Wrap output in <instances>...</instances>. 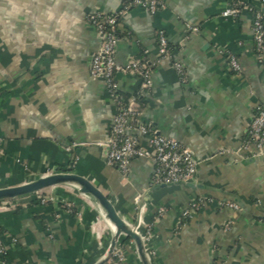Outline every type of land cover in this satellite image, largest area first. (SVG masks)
Returning <instances> with one entry per match:
<instances>
[{"label": "crops", "instance_id": "crops-1", "mask_svg": "<svg viewBox=\"0 0 264 264\" xmlns=\"http://www.w3.org/2000/svg\"><path fill=\"white\" fill-rule=\"evenodd\" d=\"M162 1L166 8L155 15L134 8L119 19L116 61L142 57L153 65L142 119L194 152L193 184L200 187L152 186L150 158L134 159L126 176L106 162L100 144L110 140L116 106L90 73L100 39L87 16L120 11L124 0H0V189L72 169L106 192L130 226L139 216L153 224V264H209L211 246L214 264H264V162L241 166L234 154L264 105V51L260 61L252 14L224 18L228 0ZM160 30L178 48L174 59L186 82L173 61L159 57ZM223 51L237 57L241 73L231 71ZM117 80L125 96L141 88L135 74ZM42 196L46 204L32 203V196L0 203L9 264H114L103 261L116 230L98 202L74 185ZM204 197L240 209L206 204L183 220V209ZM119 244L123 264H141L132 241Z\"/></svg>", "mask_w": 264, "mask_h": 264}, {"label": "built area", "instance_id": "built-area-1", "mask_svg": "<svg viewBox=\"0 0 264 264\" xmlns=\"http://www.w3.org/2000/svg\"><path fill=\"white\" fill-rule=\"evenodd\" d=\"M226 8L222 11L224 18H238L243 10L251 12L253 17V40L254 50L260 61L264 51V0H257L258 11L253 5L245 1L228 0ZM142 8L155 15L166 8L162 0H124L123 9L111 13L95 11L87 16V21L96 29L100 46L93 55L90 66L92 78H101L107 88L110 98L115 103L116 112L111 124V136L109 142L100 144L106 146L105 159L109 166L117 168L123 175H128L134 159L150 158L154 162L152 186L176 185L179 183H194L197 180L198 163L194 152L187 146L174 138L166 137L159 133L150 123L145 122L142 117L147 104L144 102L142 92L152 87L153 65L145 58H131L126 65H120L116 61L117 46L121 40L118 31V21L131 9ZM193 31L197 28L190 27ZM158 54L161 59L173 61V67L182 82L187 81V72L179 60H175L170 50V43L163 30L157 33ZM226 55L232 72H242L237 57L231 53L221 52ZM135 74L141 79V88L137 94L126 98L120 91L117 76ZM135 122V123H134ZM143 140L149 148H145ZM236 157L247 159L264 155V105L257 108L252 121L245 133L241 146L234 152ZM42 204L47 199L37 193ZM18 200V199H17ZM16 201V200H13ZM12 201H4L9 204ZM216 203L220 208L238 211L240 206L234 201L218 200L212 197L194 199L188 207L183 209L182 218L188 221L206 204ZM163 211L159 214L162 215ZM234 221H229L225 229H230ZM138 233L143 241L148 257L152 262V252L149 244L153 234V224L146 223L141 216L136 225ZM7 255L3 234L0 230V264H9L5 260ZM110 260L114 264H123L126 260V249L124 245L117 244L112 252ZM153 264V262H152Z\"/></svg>", "mask_w": 264, "mask_h": 264}, {"label": "water", "instance_id": "water-1", "mask_svg": "<svg viewBox=\"0 0 264 264\" xmlns=\"http://www.w3.org/2000/svg\"><path fill=\"white\" fill-rule=\"evenodd\" d=\"M250 5H254L252 0H248ZM264 13V9H261ZM76 144H79L77 142ZM74 143H70L68 147H72ZM264 162V155L241 159L237 164L241 166H247L252 163ZM60 185H74L78 187L83 193L92 196L96 202L100 204V206L104 209L106 213V217L109 220V223L116 230V237L112 242L109 251L107 253L106 258L103 262L110 259L113 250L116 245L122 240L127 239L132 241L138 252V256L141 260V264H152L151 260L148 257L147 251L143 244V241L138 233L136 227L130 226L120 215L117 208L115 207L113 201L109 197V195L104 192L94 181L86 176L79 175L74 173L72 169L65 173H57L51 174L49 176L42 177L38 180L29 182L27 184L8 187L0 189V203L4 201H13L25 197L33 196L41 191H44L48 188H52ZM171 186H184L187 188L197 189L200 186L193 183H179ZM156 187H170L169 185H160ZM213 246L209 249V264H214L213 258ZM103 264V263H102Z\"/></svg>", "mask_w": 264, "mask_h": 264}, {"label": "trees", "instance_id": "trees-1", "mask_svg": "<svg viewBox=\"0 0 264 264\" xmlns=\"http://www.w3.org/2000/svg\"><path fill=\"white\" fill-rule=\"evenodd\" d=\"M238 1H245V2H246V0H238ZM252 7H253V9H254L255 11H258V10L260 9V8L258 7V4H257V3H255V5H253ZM170 50H171V52H172L173 54H175V53H177L178 48H177V47H174V46H172V45L170 44ZM123 95H124V94H123ZM124 96H125V95H124ZM125 97L128 98V97H130V96H125ZM43 192H44V191L39 192L41 196H42ZM32 197H33L32 203H36V204H40V203H41V199L38 197V194H35V195H33ZM2 260H4V259H3V258H0V262H1ZM5 260H6L7 262H9V260H8V256H7V255H6Z\"/></svg>", "mask_w": 264, "mask_h": 264}, {"label": "rangeland", "instance_id": "rangeland-1", "mask_svg": "<svg viewBox=\"0 0 264 264\" xmlns=\"http://www.w3.org/2000/svg\"><path fill=\"white\" fill-rule=\"evenodd\" d=\"M91 200H95L92 196L88 195ZM96 201V200H95Z\"/></svg>", "mask_w": 264, "mask_h": 264}]
</instances>
